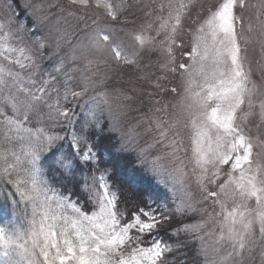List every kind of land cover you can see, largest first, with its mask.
<instances>
[{"label": "snow or ice", "instance_id": "1", "mask_svg": "<svg viewBox=\"0 0 264 264\" xmlns=\"http://www.w3.org/2000/svg\"><path fill=\"white\" fill-rule=\"evenodd\" d=\"M0 264H264V0H0Z\"/></svg>", "mask_w": 264, "mask_h": 264}, {"label": "rangeland", "instance_id": "2", "mask_svg": "<svg viewBox=\"0 0 264 264\" xmlns=\"http://www.w3.org/2000/svg\"><path fill=\"white\" fill-rule=\"evenodd\" d=\"M214 2H215V0H206V3H214ZM138 15H139V14H138ZM187 23H188V24H191V21H188ZM183 39H184V41H185V44L187 45L188 42L190 41L191 37H190V35H188L187 32H186V33L184 34ZM110 83H111L112 86H118V81H117L115 78H113V80H112ZM132 115H133V116H136V115H138V114H136V113H132ZM154 184H155V183H154ZM155 185H156V184H155ZM156 186L159 187V188L161 189L162 193H164L162 199H163L164 197H166V196H169V194L166 192V190H165L162 186H158V185H156ZM197 219H199V217H197ZM212 239H213L212 237H206V242L210 245V244L212 243Z\"/></svg>", "mask_w": 264, "mask_h": 264}, {"label": "trees", "instance_id": "3", "mask_svg": "<svg viewBox=\"0 0 264 264\" xmlns=\"http://www.w3.org/2000/svg\"><path fill=\"white\" fill-rule=\"evenodd\" d=\"M107 158V157H105ZM122 166L125 168L131 167V161H122L121 162ZM146 185L150 187L151 191H153L162 201V197L164 195V193H162L161 189L159 187H157L154 182L152 181H146ZM73 199H76L75 197H73Z\"/></svg>", "mask_w": 264, "mask_h": 264}]
</instances>
